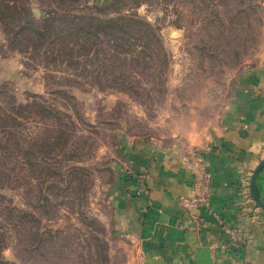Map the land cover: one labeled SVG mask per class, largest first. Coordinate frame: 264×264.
<instances>
[{"label":"rangeland","instance_id":"374dc122","mask_svg":"<svg viewBox=\"0 0 264 264\" xmlns=\"http://www.w3.org/2000/svg\"><path fill=\"white\" fill-rule=\"evenodd\" d=\"M263 48L264 0H0V264H131L121 152L203 158Z\"/></svg>","mask_w":264,"mask_h":264},{"label":"crops","instance_id":"0c3cea01","mask_svg":"<svg viewBox=\"0 0 264 264\" xmlns=\"http://www.w3.org/2000/svg\"><path fill=\"white\" fill-rule=\"evenodd\" d=\"M258 57L240 76L234 101L200 152L212 182L209 203L198 210L199 226L180 227L182 200L196 185L182 150L132 145L121 152L111 202L131 264H264V211L250 193L252 173L264 159V48ZM256 187L264 201V169ZM226 221L239 229L236 245Z\"/></svg>","mask_w":264,"mask_h":264},{"label":"built area","instance_id":"2783aa9c","mask_svg":"<svg viewBox=\"0 0 264 264\" xmlns=\"http://www.w3.org/2000/svg\"><path fill=\"white\" fill-rule=\"evenodd\" d=\"M194 167L196 175V185L193 194L182 200V209L185 214L180 227L191 230L199 226L201 219L198 215V210L208 205L210 200V186L212 182V174L208 170L206 163L203 158H199L197 154L191 156L189 159ZM142 190L148 192V187L146 182H143ZM224 230L232 242L236 245L241 242L239 236V229L233 226L230 222H224Z\"/></svg>","mask_w":264,"mask_h":264},{"label":"water","instance_id":"95a60500","mask_svg":"<svg viewBox=\"0 0 264 264\" xmlns=\"http://www.w3.org/2000/svg\"><path fill=\"white\" fill-rule=\"evenodd\" d=\"M264 169V159L260 161L258 166L254 169L251 179H250V193L253 197L254 201L256 202V205L259 206L264 211V201L261 199L257 187L256 182L259 177V174Z\"/></svg>","mask_w":264,"mask_h":264}]
</instances>
